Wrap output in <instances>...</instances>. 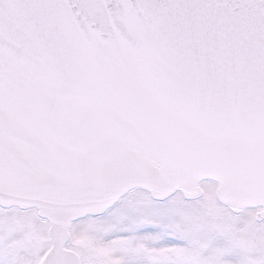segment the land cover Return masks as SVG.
<instances>
[{
	"label": "snow or ice",
	"instance_id": "obj_1",
	"mask_svg": "<svg viewBox=\"0 0 264 264\" xmlns=\"http://www.w3.org/2000/svg\"><path fill=\"white\" fill-rule=\"evenodd\" d=\"M0 264H264V0H0Z\"/></svg>",
	"mask_w": 264,
	"mask_h": 264
}]
</instances>
